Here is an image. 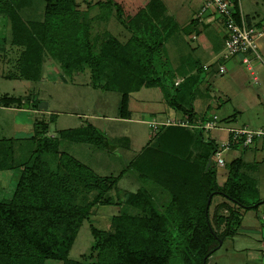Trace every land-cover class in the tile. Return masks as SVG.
Listing matches in <instances>:
<instances>
[{"label":"trees","instance_id":"trees-1","mask_svg":"<svg viewBox=\"0 0 264 264\" xmlns=\"http://www.w3.org/2000/svg\"><path fill=\"white\" fill-rule=\"evenodd\" d=\"M30 2L0 0V15L10 17V45L21 48L17 71L7 78L38 82L44 53L49 52L69 80L87 68L92 88L118 92L123 118L129 94L147 87L158 88L167 106L181 113V120L191 125L206 120L193 112L194 89L190 85L175 87L169 79L165 43L177 27L166 16L161 0H133L128 5L125 0L105 2L113 8L117 23L130 33L124 43L106 27L96 33V43L90 40L89 25L79 22L75 0H42V20L25 23L19 11ZM139 2L143 9L124 13L125 6H138ZM29 100V96L2 95L0 107L23 108ZM49 124L37 118L29 137L32 150L21 162L14 158L16 139H0V172L24 168L11 198L0 202V264H45L47 260L62 264H207L219 242L237 234L240 211L255 210L264 203L256 197L254 180L242 172L240 159L229 163L226 182L217 185L213 161L206 169L217 145L203 140V130L177 125L150 129L159 134L153 144L152 137L117 175L99 176L61 152L60 146L69 141L106 148V136L86 123L50 137ZM193 141L202 146L200 153L190 150ZM118 145L128 148L129 141L120 138L116 146H109ZM45 156L56 157L53 170ZM128 169L140 186L125 195L124 203L139 214L115 217L113 234L91 225L89 252L95 254L94 260L68 259L90 205L76 206L62 180L68 175L81 180L86 191L96 192L93 203L122 205L110 192L117 189ZM157 194L161 196L159 207L153 202ZM217 196L222 200L213 203Z\"/></svg>","mask_w":264,"mask_h":264},{"label":"rangeland","instance_id":"rangeland-1","mask_svg":"<svg viewBox=\"0 0 264 264\" xmlns=\"http://www.w3.org/2000/svg\"><path fill=\"white\" fill-rule=\"evenodd\" d=\"M106 1L75 0V6L79 13V22L88 23L89 25L90 40L96 43V33H101L105 27L118 40L123 41L129 38L130 33L117 23L113 8L106 5ZM132 1L128 0L130 4H133ZM165 1L169 6L170 13L180 10L182 11L180 16H189L191 8H193L191 0ZM97 2H100V4H97ZM128 2L125 0L126 5H128ZM242 3L244 6L247 5L249 7L254 21L264 19V0H243ZM133 6H125L124 13L128 14L131 12V9L136 13L144 7L142 2H139L138 6L136 4ZM19 13L25 23H36V21L42 20V0H31ZM29 28L31 27L29 26ZM10 29V17L0 15V97L4 94L14 97H24L32 94L37 99V107L40 111L36 113H33L32 110L30 112H0V139H16L14 144V158L16 161L19 160L21 162L26 159L30 154L29 151L32 150L28 137L31 135V122L35 117L38 120L50 121L48 125L49 133L54 135L62 129L72 126H84L86 123L93 125L97 130L102 132L107 139L108 147L106 148L69 141L63 142L60 146L61 152L82 163L99 176L117 175L126 167V164H128L132 157L138 153V150L143 146L146 136L150 137V139L153 137V144L159 134L158 132H153L152 134V131L146 125V121L152 118L156 120L160 119L159 117L162 114L157 112L156 108L158 105L156 102L143 103L140 100L131 99L130 105L129 103L127 104L128 115L131 119L117 121L115 117L121 112L120 94L92 88L89 85L90 73L87 68L81 74H73L74 78L72 79L71 77V80H69L68 74L62 70L53 56L49 52L44 51L42 65L39 68L41 79L38 82L7 78L8 75L10 76L17 71V59L21 51V48H15L10 45ZM186 46L188 49H191L188 45ZM166 48L170 62L173 64L177 59L174 48L169 44L166 45ZM169 69L170 80L179 77L177 73L171 70L172 68ZM253 80V77H251L249 82L254 83ZM226 82V79L218 80L215 82V85L222 87ZM211 85L207 90H203L199 86L201 92L196 91V96L199 97L195 100L196 114L206 119L212 114H216L219 118H227L231 114H234L233 106L219 99L213 88L214 85ZM145 93L150 94L148 96L151 100L156 95V90H145ZM152 111H155L153 112L154 115H151ZM251 117H253L252 111L246 113L244 118L252 121ZM236 119L237 123L234 126L240 127L242 120ZM135 133H137L136 136ZM120 138L129 139L130 149L119 145L113 149L110 148V146H116ZM244 155L246 161L250 163L258 161L260 163L258 168L248 172V176L257 180L259 196L264 197V152L247 150ZM154 158L157 161L158 157ZM44 159L47 160L50 170H53L56 157L45 156ZM155 163H152L153 167ZM23 169L20 167L0 172V202L11 198ZM62 183L65 188L70 190L73 195L72 202L76 206L90 205L87 216L83 219L68 253V259L74 261L94 260L95 254L89 252L92 244L89 227L92 225L95 228L113 234L117 225V222L114 220L115 217L121 214H139V211L128 208L124 201L126 199L125 195L127 193H134L136 188L140 186V183L135 179L133 171L128 169L126 174L118 181L117 189L110 192L114 199L120 201L122 205L112 206H102L93 203L97 195L96 192L86 191L79 179L68 175L62 180ZM218 200L222 199L217 196L214 198L213 203H217ZM153 202L156 207H159L161 196L158 194L154 196ZM240 213L242 221L237 234L233 238H227L208 258L207 264H264V255L260 256V243L264 241V235H262L261 231V227L264 225L262 220L264 213L259 212V210L257 211V209L241 210ZM45 264L62 263L47 260Z\"/></svg>","mask_w":264,"mask_h":264},{"label":"crops","instance_id":"crops-1","mask_svg":"<svg viewBox=\"0 0 264 264\" xmlns=\"http://www.w3.org/2000/svg\"><path fill=\"white\" fill-rule=\"evenodd\" d=\"M161 1L163 2L166 8V16L173 19L177 27L176 32H174L173 35L165 43L168 68H172L171 70L179 75L178 78L174 79V85L175 83H177L175 87L190 85V87L194 89L192 109L196 117L198 118L200 116H198L195 112V100L198 97L196 96V91L201 90V89L199 90V86L203 88V90L204 89L207 90L209 89L208 87L210 86V84L214 85L213 88L216 94L219 96V99H221L223 102L230 103L234 108L233 109L234 114H231V116L227 118H219L217 116L219 123L218 125L220 129L210 131L208 134L204 132L203 140L206 141L212 140L215 143L221 142L226 139L227 136L226 130L229 128L238 129L241 127L249 130L264 129V35L261 38H259L257 41V46H258L257 53L260 54L259 58H256L251 53H246L224 61L221 58V54L223 52V47H224V31H223V25L221 19L217 18L212 13H208L203 17L202 21L194 20L197 12L201 8L203 0H191L193 2V8H191L189 16L186 15L180 16V13L182 12L180 10L179 11L177 10L174 13H170V9L167 2L165 0H161ZM242 1H240V9L243 15H245L250 22L252 21L258 23L259 20L254 21L253 16L251 15V11L249 10V7L247 5L244 6ZM191 22L193 23V25H190ZM193 35L195 36V39H192ZM128 39L129 38L123 41L121 40L119 41L124 43ZM168 44L171 45V47L173 46L174 52L176 53L177 56V59L174 61L173 64H171L167 53L166 45ZM186 45H188L191 49H188ZM200 59H204V60H200ZM244 59H246L248 62L245 63ZM219 65H223L225 68V72L223 74H219L217 72ZM204 66L207 67L206 70L203 69ZM251 77H253L254 83L249 82ZM225 79L227 80V82L224 83L222 87H220L219 85L217 86L215 85V82H217L218 80L221 81ZM149 89L156 90V95L154 96L155 98L153 97L151 100L149 99L148 96L150 94L145 93V90H149ZM108 92H114V91H108ZM26 96H29L30 99L29 100L30 102H28V106H24L23 108H15L13 106L0 107V112H30V110H32L33 113L40 112L37 106L32 107L33 105H37V103L35 104V102L32 101L35 99V97H33L32 94ZM131 99L140 100L143 103L156 102V104L158 105L156 110H158L157 111L158 113L162 114L159 117L160 119L157 121H165L167 119L170 120L182 119L181 113L167 106V104L164 101L163 94L162 92L159 91L158 88L142 87L139 91L132 92L131 94H129L128 96L129 105ZM234 103L235 105H233ZM251 111L253 115V117H251L252 121L247 118L246 119L244 118L245 114ZM153 112L155 111H152L151 115H154ZM128 113L129 110L127 108V112L125 113L126 114L125 118H123L121 114H119L117 117H115V120L117 121L130 120L131 118L128 115ZM213 115L216 116V114H212L211 116ZM211 116L209 115V117ZM236 118L242 120L240 127L234 126V124L237 123ZM36 120L37 118L35 117L31 122L32 123L31 135L33 133V127ZM78 127L80 126H72L65 129H73ZM47 135L53 137L56 134L55 135L50 134L48 129ZM136 135L137 133H135V136ZM149 140L150 137L146 136L143 142V146L138 150V153L143 147L147 145ZM127 149H130V146H128ZM190 150L193 153H198V152L200 153L202 151V146L199 145L197 141H193L190 144ZM247 150H254L255 152H264V142L258 141L255 143L253 147H249V148H241L239 146L231 148L225 155V165L223 167H217L214 165L216 182L219 187H222L227 180L228 165L232 160L240 159L243 165L242 172H244L247 175L249 171H254L255 168H258V165L260 164L258 161H253L252 163H250L245 160L244 153ZM136 155H134L132 159ZM251 179L254 180L255 182L257 199L259 201H264V197L259 196V190L257 188V180L253 178ZM137 189L138 188H136V190ZM219 201L220 200H218L217 202ZM258 210L259 212L264 213V203L258 206L257 211ZM262 220L264 222V215L262 216ZM261 231H262V235H264V225L261 227ZM260 245H261L260 256H263L264 241H262Z\"/></svg>","mask_w":264,"mask_h":264},{"label":"built area","instance_id":"built-area-1","mask_svg":"<svg viewBox=\"0 0 264 264\" xmlns=\"http://www.w3.org/2000/svg\"><path fill=\"white\" fill-rule=\"evenodd\" d=\"M241 0H203L200 10L197 12L194 20L202 21L203 17L212 13L221 19L224 31V47L221 54L222 60L226 61L241 54L251 53L259 58L257 53V41L264 35V19L258 23L248 21L240 9ZM195 39V36H192ZM244 62H248L244 59ZM207 69L206 66L203 67ZM217 72L223 74L225 68L219 65ZM177 85V83H175ZM150 129L156 131L162 126L177 125L189 129H200L205 133L220 129L217 116L213 115L205 121H198L195 125L189 124L185 120L157 121L152 118L146 121ZM226 139L216 142V149L212 156L215 166L223 167L225 165V155L233 147L249 148L256 142H264V129L249 130L246 128H229L226 130Z\"/></svg>","mask_w":264,"mask_h":264},{"label":"water","instance_id":"water-1","mask_svg":"<svg viewBox=\"0 0 264 264\" xmlns=\"http://www.w3.org/2000/svg\"><path fill=\"white\" fill-rule=\"evenodd\" d=\"M212 164V158H211V156L208 158V162H207V165H206V169H208L209 168V166ZM210 200H211V195L209 196V198H208V201H207V203H206V209H205V212H207V210H208V207H209V204H210ZM222 243L221 242H219V246H218V248L220 247V245H221Z\"/></svg>","mask_w":264,"mask_h":264}]
</instances>
